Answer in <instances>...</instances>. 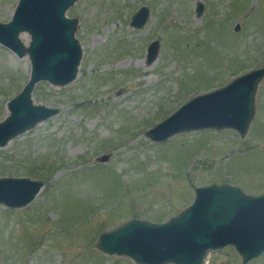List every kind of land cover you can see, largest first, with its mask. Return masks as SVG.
<instances>
[{
  "label": "rangeland",
  "instance_id": "rangeland-1",
  "mask_svg": "<svg viewBox=\"0 0 264 264\" xmlns=\"http://www.w3.org/2000/svg\"><path fill=\"white\" fill-rule=\"evenodd\" d=\"M18 2L0 0V23L11 21ZM142 7L150 17L136 29ZM67 17L78 19L77 79L37 84L34 104L59 113L0 147V178L44 182L27 207L0 206V264H136L100 252V234L133 219L166 223L192 204L197 187L264 193V80L245 138L233 130L164 143L146 136L192 98L264 67V0H79ZM31 69L28 55L0 44V123ZM205 264L243 260L227 247L209 252ZM247 264H264V254Z\"/></svg>",
  "mask_w": 264,
  "mask_h": 264
},
{
  "label": "water",
  "instance_id": "water-1",
  "mask_svg": "<svg viewBox=\"0 0 264 264\" xmlns=\"http://www.w3.org/2000/svg\"><path fill=\"white\" fill-rule=\"evenodd\" d=\"M79 0H19L10 22L0 23V44L19 58L29 56L31 75L21 93L8 103L9 116L0 123V147L34 129L59 113L35 105L32 93L37 84L48 82L65 87L74 82L83 57L76 39L78 19L67 17ZM198 15L203 13L200 5ZM150 17L147 7L132 18V27L143 28ZM239 25L235 31H239ZM31 42L26 47L21 35ZM159 42L148 47V62L158 56ZM264 80V67L239 76L226 86L192 98L146 136L155 143L205 130L249 132L256 114V97ZM109 157L99 159L107 162ZM44 182L31 178H0V206L20 210L30 205ZM233 247L243 264L264 254V193L246 194L229 184L197 187L190 206L163 224L141 219L100 234L97 249L108 256L132 259L136 264H205L211 251Z\"/></svg>",
  "mask_w": 264,
  "mask_h": 264
},
{
  "label": "bare ground",
  "instance_id": "bare-ground-1",
  "mask_svg": "<svg viewBox=\"0 0 264 264\" xmlns=\"http://www.w3.org/2000/svg\"><path fill=\"white\" fill-rule=\"evenodd\" d=\"M25 33L21 35V39L25 38ZM28 44V43H27Z\"/></svg>",
  "mask_w": 264,
  "mask_h": 264
},
{
  "label": "trees",
  "instance_id": "trees-1",
  "mask_svg": "<svg viewBox=\"0 0 264 264\" xmlns=\"http://www.w3.org/2000/svg\"><path fill=\"white\" fill-rule=\"evenodd\" d=\"M34 174H36V173H34Z\"/></svg>",
  "mask_w": 264,
  "mask_h": 264
}]
</instances>
